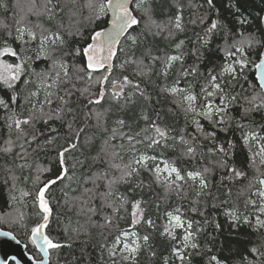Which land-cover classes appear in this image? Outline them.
I'll return each mask as SVG.
<instances>
[{"label": "trees", "instance_id": "16d2710c", "mask_svg": "<svg viewBox=\"0 0 264 264\" xmlns=\"http://www.w3.org/2000/svg\"><path fill=\"white\" fill-rule=\"evenodd\" d=\"M137 1L132 9L139 23L127 28L116 44L111 68L93 70L76 50L106 25V14L96 18L100 0H0V49L6 42L18 54L0 57L9 64L23 63L26 69L13 88L0 82V98L8 104L0 105V227L26 243L28 228L42 218L36 191L61 175L45 193L51 208L45 232L60 245L49 249V264H177L174 251L181 235L164 232L163 217L169 212L192 224L197 247L182 250V264H215L213 255L223 264H264V230L241 218L252 209L248 201L264 175L252 142L243 139L249 133L264 136V95L253 70L264 54V0H212L211 5L208 0H146L135 5ZM177 15L180 30L174 26ZM213 21L217 28L209 33ZM21 26L38 39L22 46L17 31ZM41 33H59L63 43H50L38 59ZM249 35L259 43L244 45L247 66L241 72L234 64L235 79L226 73L221 77L227 62L241 58L240 53H228L236 52L234 44ZM174 55L182 59L169 63ZM60 63L67 65L68 77ZM212 75L228 97L219 125L186 111L183 101L187 93L195 94L201 111L206 95L201 89H211ZM125 77L121 93L110 91ZM173 87L178 91L173 93ZM219 95L211 98L216 105ZM17 120L29 123L17 128ZM193 121H199L203 133L215 131V137L198 131ZM153 125L166 136L157 135ZM152 139L159 143L149 147ZM229 141L233 147L226 156L209 151L217 145L228 149ZM189 146L194 153L187 152ZM143 155L151 159L135 163ZM154 158L173 165L182 179L161 183ZM230 168L244 175L236 177ZM189 172H201L207 188ZM230 212L239 218L233 220ZM126 229H133L138 239L132 259L110 255ZM27 250L40 258L33 246L27 244Z\"/></svg>", "mask_w": 264, "mask_h": 264}, {"label": "snow or ice", "instance_id": "6c2138e0", "mask_svg": "<svg viewBox=\"0 0 264 264\" xmlns=\"http://www.w3.org/2000/svg\"><path fill=\"white\" fill-rule=\"evenodd\" d=\"M208 3L211 5L212 0H208ZM107 10H111V12L113 13V16H114V19L111 21L112 30L108 31V30L104 29V30H100V31H95L94 34L91 36V40L93 42L88 43L87 46L84 47L82 50L81 49L76 50L77 54H79L82 51L83 54L87 57V68H89V69L95 70L98 68H103L105 63H107L110 60V58L113 55H115V50L112 47L113 43L115 42V37L117 35H119V33L123 32L126 28H131L132 26L137 25L139 23L136 16L133 15L129 10L128 0H100L99 4L96 6V11H97L96 18L99 19L100 14H106ZM48 11L51 14V10L49 9ZM174 26L178 30L181 29V23H180V16L179 15H177V17L175 18ZM216 28H217V22L213 21L211 23L210 28L207 31L210 33L213 29H216ZM17 31L19 33L18 38H22L24 35V32H25V29L20 28ZM27 34L32 40L38 39L36 33L31 31V30H27ZM131 39L133 40V43H135V37H132ZM39 40H40V52H41V54H44L47 51L45 45L49 41H51V43L53 45L56 44L57 40H59L61 43H63L62 37H60L59 33L50 34V35H44L43 33H41V35L39 36ZM254 42L259 43V41H254V37L249 35L248 37H246L243 40L238 41V42H236V44H234V47H236V52H229L228 53L229 56H235L236 53H240L241 58L234 60L233 64L238 65L241 72L248 64V61L246 59V55L244 52V45L247 44V45L251 46ZM182 43H183V41H181L179 44H177L176 48L179 49ZM204 43L206 44L207 40H205ZM105 46L107 47L108 55L107 56H101V53H103L105 50ZM6 54L11 55L12 57H16L18 55L17 52L15 50H13V48H11L10 46H7V44L5 42V46L2 49H0V56H4ZM37 58L39 59V56ZM180 59H182V57L176 56V55L168 57L169 62L175 61V60H180ZM259 59H260V62L255 64V67L259 70V80L261 81V87L264 88V54H261ZM55 63L56 62L54 61V64ZM233 64H226L225 65V67L222 69L221 77L225 73H227V74H230L233 79L236 78L237 68L234 67ZM59 67L62 69L64 77H68L69 73H68L67 65L64 63H60ZM108 67L111 68V64H108ZM0 69H2V71H0V82H2L9 89L13 88L14 83L16 81H19L21 79V75L26 71L23 63L9 64L6 61H0ZM81 70H83V69H81ZM190 72H191V74H194L196 72V68H192L190 70ZM189 74L190 73L186 70L185 75H189ZM56 78H57V80L60 78V72L56 73ZM103 79L107 80L108 77L105 76ZM124 79L127 81V77H125ZM217 79H218L217 76L212 75L211 79L209 81V84L212 87L213 91H207V86H205V88L201 89V91L206 94L205 95V102L202 105L201 111L197 112V108H196V104H195L197 97L195 94L185 95L183 97V99L187 102L186 111L196 113L200 116L205 117L210 123L219 125V124L224 123V114H226V109L228 107V103H227L228 97L224 94V89L222 87V84L216 82ZM53 82L55 83L56 81H53ZM25 83H27V81H25ZM171 91L173 93H175L178 91V89L174 87L171 89ZM179 91H184V90L180 89ZM217 93H220V95H219L220 105H216L215 102L211 99ZM33 95H35V93H33ZM48 95L51 96V93H49ZM100 98L101 99L103 98V93H101ZM60 99L63 100V97H61ZM230 99L235 100L236 98L233 96ZM12 100L13 101L16 100L15 95L12 96ZM253 100H255V97H253ZM99 102H100L99 99H97L95 101V103H99ZM46 103L51 104L52 103L51 99H47ZM89 103H93V101H89ZM262 104H264V102H262ZM0 105H2L5 108L8 107V104L2 98H0ZM253 107L255 108L257 106L253 105ZM57 111L59 112V109ZM69 111H71V110H69ZM245 111L247 112V111H249V109H246ZM214 117H219V118L214 119ZM193 122L196 124L197 130L200 131L201 133H203V126L199 123V121H193ZM21 123L27 124V123H29V121L28 120H24V121L17 120L16 121V127L19 128ZM118 123L123 124V121H119ZM153 128H154L156 134L159 135L160 137L166 136V132L164 130H162L161 128H159L158 126L153 125ZM114 132H115V130H114ZM203 134H205L208 137H213V138L216 135L215 131L209 132V133H203ZM250 138L251 139H257V137L254 133H249V134L245 135L243 138L245 144H247L249 142ZM127 139L129 141H131L134 138L132 136H128ZM156 143H159V141L152 139L151 143L149 144V147H151L152 144H156ZM232 147H233L232 142L229 141L228 142V149H225L223 145H217L216 148L209 149V151L210 152L219 151L220 153H222L226 156L228 154V150L231 149ZM194 151H195V149L191 146H189L187 148V152L189 154L194 153ZM60 155H61V157H63V153H61ZM257 155L260 156V163L264 164V145L260 146L259 152L257 153ZM145 159H147V158L141 157V160L135 161V163L140 164ZM61 163H63V159H61ZM225 163H226V161H225ZM117 167H119V166H117ZM165 170L167 171L168 168L166 167ZM64 171L66 173L67 169H65ZM133 171H135V169H133ZM156 171L157 172L160 171L159 166H157ZM207 171H208V169L205 168L204 172H207ZM229 171L232 172L233 175L236 177H241L244 175V173L236 170L235 168H230ZM173 172L176 173V179H178V180L182 179V177L179 175V172L174 167H172L170 169L169 175H171V173H173ZM125 175H131V173L126 172ZM188 176L193 178V179L199 177L200 178V181H199L200 187L202 189L207 188V186H208L207 182H206V180L203 177L201 172H194V173L190 172V173H188ZM62 178H63L62 176H57L56 179L47 181V183H45L44 186L38 190L37 197H36V199L39 202V208L42 210V213H43L42 218H43L44 222L43 223H37L35 225V227L32 228L31 231H32V235L35 239L43 241V243L40 245V247L44 251L45 256H47L49 249H54V248L60 247L59 244L53 243V241L47 235H45L43 232V230L47 226V221L49 218V214L51 212V208L49 207L48 202L45 198V192L49 188L50 185H54L57 182V180L62 179ZM258 184L262 187L257 188L253 194L258 195L261 198V206L259 207L258 211L261 213H264V178L258 179ZM23 195L27 196L28 193L24 192ZM248 202L253 204V205L256 204L255 200L250 199ZM169 215H171V214H169ZM229 215H231L233 220H236L239 218L235 212H230ZM173 219L176 221L177 227H183L184 226L181 223V219L179 216H175V217H173ZM245 222H247V217H245ZM149 223H151V221H149ZM256 223L258 226L264 227V220H262L260 218V216L256 217ZM187 227L189 229L192 227L191 222L188 223ZM217 227H219V225H217ZM165 231H167V229ZM4 234L8 235L9 233H4ZM124 235H127V233H124ZM192 235L193 234L191 232H187L184 239L186 241L190 240ZM144 239L147 240L148 237L145 236ZM118 240H119V238H118ZM124 247H125V249H128L130 252H135L137 250L136 248H130V246L127 244H125ZM192 247L196 248L197 245L192 244ZM252 251L255 252L256 249L254 248V249H252ZM112 254L115 255V252H113ZM127 258L128 257H125V259H127ZM181 259H184V257L181 256ZM211 261L215 262V264H223V262L218 260V258L214 255L211 257ZM37 264H45V262L44 261H37Z\"/></svg>", "mask_w": 264, "mask_h": 264}, {"label": "rangeland", "instance_id": "374dc122", "mask_svg": "<svg viewBox=\"0 0 264 264\" xmlns=\"http://www.w3.org/2000/svg\"><path fill=\"white\" fill-rule=\"evenodd\" d=\"M146 0H138L136 2L135 5H137L138 3H142V2H145ZM132 14H133V9H132ZM20 28H24L25 29V32H24V35L22 38H20L21 40V43H22V46H25V44H27V42H30L32 39L28 36L27 34V30H31V29H28L27 27H20ZM101 30V29H100ZM98 30V31H100ZM32 31V30H31ZM50 35V34H48ZM54 38V37H53ZM128 38H131V36L129 35ZM93 41L91 40L90 43H92ZM40 43V41H39ZM51 43V41H49L46 45L48 46L49 44ZM113 49L116 51V45H112ZM104 53V52H103ZM101 53V56L102 54ZM43 54H41L40 52V45L38 47V50H37V56L41 57ZM26 53L25 51L23 52V55H22V59L24 60L25 57H26ZM112 59H113V56L110 58V60L108 61L110 64L112 62ZM0 61H3L2 57H0ZM86 61H87V57H86ZM172 62V61H171ZM170 63V62H169ZM226 64H231L230 62H227ZM225 64V65H226ZM234 66V64H233ZM225 67V66H224ZM103 68H107V65H104ZM0 71H2V69H0ZM227 74V73H226ZM126 83V80L125 79H122V80H119L118 82H115L113 83L111 86H110V91L112 92H115L117 94L121 93L124 85ZM46 86H48V83H45ZM44 87V86H43ZM174 88V87H173ZM43 88L39 87V90H42ZM208 91H213L212 87L210 90ZM102 93V92H101ZM188 94H191V93H187L186 95ZM184 103L187 105V102L183 99ZM215 102V101H214ZM216 104V103H215ZM203 117V116H202ZM205 118V117H203ZM219 118V117H218ZM206 119V118H205ZM257 139H249V141L252 142L253 144V147L255 149L254 153L256 155V157L258 158V161L260 162V156L257 155V153L259 152V148L261 145H264V136H261V135H257L255 134ZM141 157H145L147 159L143 160L141 163H146V161L148 159H151L150 157L148 156H141ZM141 157H139L138 160H141ZM155 159V163L153 165V169L154 171L157 173L158 175V178L160 180L161 183H167V184H171L173 181L175 180H178L176 179V173H171V175H169V172H170V169L172 167H174L173 165L169 164L167 161L163 160V159H157V158H154ZM261 164V163H260ZM157 166H159L160 168V171L157 172L156 171V168ZM166 167L168 168V170L166 171ZM175 168V167H174ZM176 169V168H175ZM178 171V170H177ZM190 173V172H189ZM180 175V174H179ZM195 180H198V177L195 178ZM200 183V182H199ZM257 188H260L259 184H258V187ZM255 188L252 192V195H251V200H255L256 201V204L253 205L252 204V209L250 210L249 213L247 214H243L242 215V220L245 222V217H247V222H250L252 223L255 227L257 228H261V230L263 231L264 230V227H260L257 225L256 223V217L257 216H260V218L262 220H264V213H261L258 211L259 207L261 206V198L258 196V195H254L253 193L256 191ZM39 190V189H38ZM38 190L36 191V197H37V193H38ZM38 202V201H37ZM171 214V215H169ZM175 216H179L180 219H181V223L184 225L183 227H177L176 226V221L173 219V217ZM163 220H164V232L172 237H175L176 235V232L177 231H180V240L178 241V244H179V248L175 249V256H176V260H177V264H182L181 262V256H183V253H182V250L188 248V247H191L193 242H192V239L190 240H185L184 237L185 235L187 234V232H191L190 229L187 227L188 223L187 221H185L178 213L176 212H169V213H166L163 217ZM136 221L137 219H134L133 220V225L136 224ZM35 227V225H32L31 227L28 228V232H27V239H26V244L32 246V242L30 240V233H31V230L32 228ZM2 228V227H1ZM167 229V231H165ZM7 230V229H6ZM10 231V230H9ZM124 233H127V235H124ZM170 233V234H169ZM119 238V240H118ZM114 244L111 246V249H110V255L113 256V252L115 253H119V254H122L124 257H128V259H132L135 257V252H130L128 249H125V244L129 245L130 248H135L137 243H138V239H137V236H136V232L133 230V229H126L125 231H123L121 233V235L118 237ZM178 250V251H177Z\"/></svg>", "mask_w": 264, "mask_h": 264}, {"label": "water", "instance_id": "95a60500", "mask_svg": "<svg viewBox=\"0 0 264 264\" xmlns=\"http://www.w3.org/2000/svg\"><path fill=\"white\" fill-rule=\"evenodd\" d=\"M132 4H133V0H128V6H129V10L131 13H132ZM106 16H107V22H106V25L103 27L102 30L106 29L108 31H111L112 30L111 21L114 19V16H113V13L111 12V10H107ZM126 31H127V28L115 37V42L113 43V45L118 44L122 40ZM107 55H108V50H107V47L105 46V50H104V53L102 54V56H107ZM259 62H260V59L258 60L257 63H259ZM108 64H110V63L109 62L105 63V65H107V67H108ZM253 70H254L255 81H256L258 87L260 88V90L262 91V93L264 95V88L261 87V81L259 80V70L255 67V65L253 67ZM262 178H264V175L261 176L259 179H262ZM51 180H53V179H51ZM43 186H44V184L41 187H43ZM260 187H262V186H260ZM45 198L48 202L46 195H45ZM37 208L43 217L42 210L39 208V202L37 204ZM50 215H51V212L49 214L47 224L49 222ZM43 222H44L43 218H41V220L38 223H43ZM45 229L43 230V232L46 235ZM4 233H9V234L5 235ZM30 240L32 242V246L39 253L40 258H35L33 256V254L27 250V244L25 242H22L19 238H17L11 231L3 229L0 227V264H9V263H12V264H37V261H44L45 264H49V250H48L47 256H45L44 251L40 247V245L43 243V241L35 239L32 235V231L30 233ZM53 243H55V242H53Z\"/></svg>", "mask_w": 264, "mask_h": 264}, {"label": "bare ground", "instance_id": "6f19581e", "mask_svg": "<svg viewBox=\"0 0 264 264\" xmlns=\"http://www.w3.org/2000/svg\"><path fill=\"white\" fill-rule=\"evenodd\" d=\"M125 36V35H124ZM123 39V38H122ZM121 42V41H120ZM108 69H110V68H108Z\"/></svg>", "mask_w": 264, "mask_h": 264}]
</instances>
